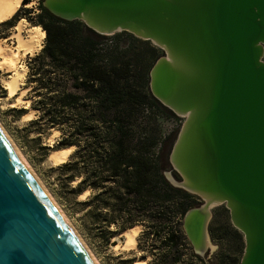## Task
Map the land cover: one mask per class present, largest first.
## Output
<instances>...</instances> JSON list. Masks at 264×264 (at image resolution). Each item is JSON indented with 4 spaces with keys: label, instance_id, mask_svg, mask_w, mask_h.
I'll use <instances>...</instances> for the list:
<instances>
[{
    "label": "water",
    "instance_id": "obj_1",
    "mask_svg": "<svg viewBox=\"0 0 264 264\" xmlns=\"http://www.w3.org/2000/svg\"><path fill=\"white\" fill-rule=\"evenodd\" d=\"M102 35L159 47L151 94L182 118L169 182L201 198L183 217L196 254L210 249L212 196L244 236L239 264H264V0H43ZM0 264H96L0 130Z\"/></svg>",
    "mask_w": 264,
    "mask_h": 264
},
{
    "label": "trees",
    "instance_id": "obj_2",
    "mask_svg": "<svg viewBox=\"0 0 264 264\" xmlns=\"http://www.w3.org/2000/svg\"><path fill=\"white\" fill-rule=\"evenodd\" d=\"M29 1L21 0V5ZM42 2L39 12L28 16L45 33L40 52L27 63L28 82L35 85L32 107L39 110L38 119L28 124L36 125L37 132L58 127L60 147L76 146L57 170L74 197L92 189L89 199L76 204L89 206L86 214L94 228L110 239L112 224L119 231L143 224L142 237L152 229L164 252L159 264L180 261L183 240L199 264H239L241 256L227 257L222 250L206 261L184 233L183 217L200 199L165 176L171 171L180 179L168 161L178 130L166 131L158 120L180 119L149 89V71L162 50L127 31L99 34L81 20L52 14ZM19 9L0 24L15 21ZM77 177L79 182L70 186Z\"/></svg>",
    "mask_w": 264,
    "mask_h": 264
},
{
    "label": "rangeland",
    "instance_id": "obj_3",
    "mask_svg": "<svg viewBox=\"0 0 264 264\" xmlns=\"http://www.w3.org/2000/svg\"><path fill=\"white\" fill-rule=\"evenodd\" d=\"M28 3L20 4L18 17L15 21H12L10 24H0V39H6L5 44L14 46V40H7V38L18 20H24L27 27H35L29 19L39 12V0H30ZM28 16H30V18H28ZM43 43L44 38L41 41L42 46ZM138 46L141 49L143 48L141 45ZM159 54L163 55V52L160 51ZM32 56L26 55L22 57L23 59L21 58L22 61L20 60L23 66L27 68L24 78L17 90V93L20 95V100H18L17 94L11 97L7 96L5 81L9 78L11 73L0 68L1 126L5 129L32 170L49 191L57 205L75 227L99 264H132L136 260H144L145 264H159L158 260L160 255L164 252L159 248V240L158 238L156 239L152 229L148 230L147 236L142 237L145 228L143 224L138 223L141 225V230L137 235L136 248L129 251L122 250L121 248L120 250L117 245L122 242L123 238L121 235L122 231L117 230V225L112 224L109 227V229L115 231V233L110 239H105L104 234L100 235L101 233L94 228L91 224L89 215L86 214V211L90 209L89 206L79 207L76 204L77 201H86L89 199L93 193L92 189L86 187L74 197L69 192L70 188L65 186L64 176L57 170L58 165L51 164L49 153L52 150L62 148L59 145L62 139V131L58 127H45L41 128L42 130H40V132H37L39 130H37L36 125L28 124L30 120L38 119L39 117V110L32 107V89L35 85L28 82L29 68L27 63ZM20 90H22V93ZM179 119L178 121L170 118H160L158 122L166 131L176 128L179 131L183 122L182 118ZM75 149L76 146L73 145L72 151L66 158V161L70 158ZM79 180L80 177H77L71 181L69 185L75 186ZM199 199L201 204L202 200L200 197ZM103 212L104 210H101V213ZM207 230L211 246L207 253L200 254L206 261L207 259H211L219 250H222V254L227 257H234L236 255L242 257L245 247L243 233L232 223L229 210L224 204H218L211 208V217L208 220ZM162 236H164V234H162ZM181 243L183 244V255L180 261L174 264H199L198 261L190 257L189 245L185 240Z\"/></svg>",
    "mask_w": 264,
    "mask_h": 264
},
{
    "label": "bare ground",
    "instance_id": "obj_4",
    "mask_svg": "<svg viewBox=\"0 0 264 264\" xmlns=\"http://www.w3.org/2000/svg\"><path fill=\"white\" fill-rule=\"evenodd\" d=\"M21 0H0V23L10 19L14 13L16 12L17 8L20 6ZM29 4V3H28ZM27 6V5H26ZM45 37L44 31L38 27H27L24 20L18 21V23L14 26V28L11 30L7 40L13 39L14 46H9V44L6 43V39H0V68L4 69L7 72H10L9 78L5 81V89L7 90V96L11 97L17 94L18 100H20V95L17 93V90L21 84L22 79L24 78V75L27 71V68H25L20 60L22 57L26 56L28 53L30 56L35 55V52L40 51L42 48L41 41ZM22 90H20L21 92ZM22 93V92H21ZM0 130L5 135L7 140L10 142L12 147L15 149V151L20 156L21 160L24 162L26 167L29 169L31 174L34 176V178L37 180L39 185L42 187L46 195L51 199L53 204L58 209L59 213L62 215L66 223L70 226L72 231L75 233V235L80 240L81 244L84 246L92 260L96 263L97 260L75 229V227L71 224L69 219L66 217V215L63 213L61 208L57 205L49 191L46 189V187L43 185L41 180L38 178V176L35 174V172L32 170L24 156L20 153L18 148L15 146L5 129L0 124ZM73 146L66 147L62 149H56L52 150L49 153V160L52 162L53 165H58L62 162L66 161V158L70 155L72 151ZM209 203V207L211 208L213 206L218 205L220 202L215 200L212 196L205 197ZM141 230V225L136 224L133 227H130L124 231L121 232L122 235V242L117 245L119 249L122 250H133L136 248L137 245V235L139 231ZM115 239V238H114ZM120 249V250H121ZM132 264H145L144 260H136Z\"/></svg>",
    "mask_w": 264,
    "mask_h": 264
},
{
    "label": "crops",
    "instance_id": "obj_5",
    "mask_svg": "<svg viewBox=\"0 0 264 264\" xmlns=\"http://www.w3.org/2000/svg\"><path fill=\"white\" fill-rule=\"evenodd\" d=\"M38 27H39V26H38ZM38 52H39V51L35 52V54L38 53ZM28 55L30 56L29 53L27 54V56H28ZM22 59H23V58H22ZM22 59H21V61H22ZM21 64H22V62H21ZM22 65H23V64H22ZM10 72H11V71H10Z\"/></svg>",
    "mask_w": 264,
    "mask_h": 264
},
{
    "label": "built area",
    "instance_id": "obj_6",
    "mask_svg": "<svg viewBox=\"0 0 264 264\" xmlns=\"http://www.w3.org/2000/svg\"><path fill=\"white\" fill-rule=\"evenodd\" d=\"M263 46H264V45H263ZM262 59H263V61H264V56H263V58H262Z\"/></svg>",
    "mask_w": 264,
    "mask_h": 264
}]
</instances>
